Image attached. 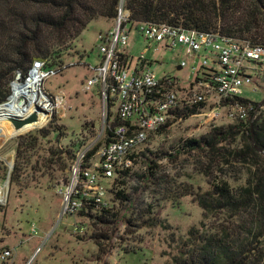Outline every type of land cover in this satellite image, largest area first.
<instances>
[{
  "label": "rangeland",
  "instance_id": "1",
  "mask_svg": "<svg viewBox=\"0 0 264 264\" xmlns=\"http://www.w3.org/2000/svg\"><path fill=\"white\" fill-rule=\"evenodd\" d=\"M115 24V19L99 16L75 37L67 36L61 46L57 45L60 40L51 38L56 35L49 32L43 34V37L50 36V47L61 49L63 70L52 77L40 73L38 95L34 97L31 93L29 99L34 101L35 107L44 109L49 97L54 100L57 95H63L64 102L60 98L64 105L43 125L21 133L0 146V195H3L0 196V253L6 249L13 251L6 261L14 264H181L182 252L187 250L184 241L189 230L200 228L202 222L207 228L217 224L212 216L205 218L204 210L194 196H178V192L190 186L195 193L206 192L211 187L213 176H220L234 188L247 184L251 167L228 158V152L223 151L215 159H209L204 153H181L176 158L160 161V173L166 174L165 184L161 188L151 184L138 200L134 211L132 201L122 202L109 193L112 201L110 208L112 212H118L117 229L114 230L112 224L108 227L96 220L95 216L101 212L97 208L91 210L93 216L78 213L60 220L64 197L58 188L65 182L72 160L67 161L68 167L62 171L56 162L58 158L54 156L51 159L50 152L65 149L75 155L101 132L104 124L102 99L96 89L86 88V78L91 73L90 65L100 63L99 33L112 29ZM145 48H149L147 57L151 60L150 67L158 76L167 74L178 78L182 87L195 83L193 68L198 65V60L195 61L185 47L164 49L158 43H149L133 26L128 51L138 57ZM184 60L188 61V65L180 69ZM256 66L258 69L255 72L260 70V66ZM261 71L264 73V69ZM27 80L22 75L19 78L16 76L8 85L10 93L7 100L14 87ZM6 81L0 76V91L4 90ZM243 90L244 97L262 102L264 78L259 74L252 84L244 85ZM179 91L184 98L186 90ZM62 113L64 116L60 118ZM235 122L227 117V109L215 120L192 115L175 121L163 133L151 134L139 152H155L160 148L170 151L186 139L206 135L215 127ZM50 127L59 130L60 134L57 133V136L51 132L43 138L40 130ZM35 139H38L37 147L27 155L20 154L18 171L13 178L19 144H30ZM238 143L240 146V139L236 143L224 144L232 149ZM137 160L132 170L145 171L143 156L140 155ZM206 168H210L211 174L205 172ZM126 180L127 191L131 192L135 182ZM149 202L154 207L152 217L148 212L143 213ZM133 212L135 219L128 228L126 220ZM79 223L86 226L84 232L73 231ZM39 248L41 250L37 251ZM2 261L5 260L0 259V264H3Z\"/></svg>",
  "mask_w": 264,
  "mask_h": 264
},
{
  "label": "trees",
  "instance_id": "2",
  "mask_svg": "<svg viewBox=\"0 0 264 264\" xmlns=\"http://www.w3.org/2000/svg\"><path fill=\"white\" fill-rule=\"evenodd\" d=\"M121 1L0 0V76L7 80L4 90L0 91V104L7 101L9 83L15 80L17 74L26 79L35 61H44L46 68H62L61 49L50 47V36L43 37L44 33L56 35L51 38L60 40L57 45L61 46L67 36L79 34L93 19L99 16L115 19ZM124 6L130 12L131 22H167L264 45V0H124ZM236 100L264 106V100L256 102L243 95ZM204 107V102H198L173 110L174 117L158 133L168 130L174 121L200 113ZM51 132L58 136L60 131L52 127L42 128L40 135L46 138ZM239 139L241 145L238 143L232 149L224 144L236 143ZM37 143L38 139L30 144H19L13 178L18 171L20 154L27 155L37 147ZM97 149L98 146L92 153ZM223 151L228 152V158L251 167L247 184L234 188L227 180L213 176L211 187L206 192L195 193L192 186L178 192V196H194L204 210L205 218L212 216L217 224L207 228L202 222L200 228L189 230L184 241L187 250L182 252L181 264H264V109L255 119L215 127L206 135L184 140L173 150H147L139 154L143 156L145 171L127 168L112 184L114 198L125 203L132 201L134 211L138 200L151 184L159 188L165 184L166 174L160 173V161L188 152L204 153L209 159H215ZM50 154L51 159L58 158L56 162L62 171L68 167L67 161L74 157L70 150L65 149L51 150ZM205 170L208 175L211 174L210 168ZM126 179L135 182L131 192L127 191ZM154 191L158 192L157 189ZM89 209V212L81 214L93 216V209ZM97 209L101 212L95 216L96 220L108 227L112 224L114 230L117 229L118 212H112L111 208ZM153 209L151 202L146 210L142 208L149 217L153 216ZM134 215L135 212L126 220L128 228L133 225ZM2 263L14 264L8 260Z\"/></svg>",
  "mask_w": 264,
  "mask_h": 264
},
{
  "label": "built area",
  "instance_id": "3",
  "mask_svg": "<svg viewBox=\"0 0 264 264\" xmlns=\"http://www.w3.org/2000/svg\"><path fill=\"white\" fill-rule=\"evenodd\" d=\"M115 20L112 29L99 33L100 63L90 65L91 73L86 78V88L96 89L102 99L104 124L94 140L77 150L67 169V180L58 188L64 197L60 220L89 212V208H110L109 193L112 195L115 178L122 170L133 167L149 136L158 133L174 117L173 110L204 102L205 107L197 114L204 120L218 119L227 109L228 118L240 121L255 119L264 109L263 105L236 100L243 95L244 85L252 84L254 77L260 74L264 78L261 71L264 45L167 22H131L124 0ZM133 26L149 43H158L164 49L185 47L198 60L193 68L195 83L182 87L178 78L158 76L150 67L149 48L138 57L132 56L127 47ZM187 65L188 61L184 60L180 68ZM256 65L260 70L255 72ZM33 69L52 77L63 66L47 69L44 61L37 60ZM183 89L186 94L181 98L179 90ZM57 96L47 101L45 122L63 108L64 96ZM63 116L64 113L59 114L60 118ZM96 146L98 149L92 153ZM85 230L81 223L73 228L78 233ZM12 253L6 249L0 253V259L6 260Z\"/></svg>",
  "mask_w": 264,
  "mask_h": 264
},
{
  "label": "bare ground",
  "instance_id": "4",
  "mask_svg": "<svg viewBox=\"0 0 264 264\" xmlns=\"http://www.w3.org/2000/svg\"><path fill=\"white\" fill-rule=\"evenodd\" d=\"M32 71L29 77L26 78L28 80L23 84L14 85L10 98L0 104V146L21 133L43 125L46 121L47 106L44 109H38L34 106V101L32 100L31 102V99H29V94L31 93L34 97L38 95L37 87L40 80L38 79L40 78L39 71ZM12 119L23 122L22 126L16 127L12 123ZM28 119L32 120L27 121Z\"/></svg>",
  "mask_w": 264,
  "mask_h": 264
},
{
  "label": "water",
  "instance_id": "5",
  "mask_svg": "<svg viewBox=\"0 0 264 264\" xmlns=\"http://www.w3.org/2000/svg\"><path fill=\"white\" fill-rule=\"evenodd\" d=\"M20 75H21V74H18V75H17V78H19ZM31 120H32V119H28L27 121H31ZM22 124H23V122L18 121V120H14V125H15L16 127H21Z\"/></svg>",
  "mask_w": 264,
  "mask_h": 264
},
{
  "label": "clouds",
  "instance_id": "6",
  "mask_svg": "<svg viewBox=\"0 0 264 264\" xmlns=\"http://www.w3.org/2000/svg\"><path fill=\"white\" fill-rule=\"evenodd\" d=\"M31 70H32V69H31ZM31 70H30V71H31ZM29 73H31V72H29Z\"/></svg>",
  "mask_w": 264,
  "mask_h": 264
},
{
  "label": "crops",
  "instance_id": "7",
  "mask_svg": "<svg viewBox=\"0 0 264 264\" xmlns=\"http://www.w3.org/2000/svg\"><path fill=\"white\" fill-rule=\"evenodd\" d=\"M179 68H180V66H179ZM181 69V68H180Z\"/></svg>",
  "mask_w": 264,
  "mask_h": 264
}]
</instances>
